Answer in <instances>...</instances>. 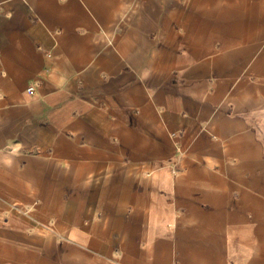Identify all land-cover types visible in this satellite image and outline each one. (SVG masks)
<instances>
[{
  "label": "crops",
  "instance_id": "obj_1",
  "mask_svg": "<svg viewBox=\"0 0 264 264\" xmlns=\"http://www.w3.org/2000/svg\"><path fill=\"white\" fill-rule=\"evenodd\" d=\"M0 264H264V0H0Z\"/></svg>",
  "mask_w": 264,
  "mask_h": 264
},
{
  "label": "built area",
  "instance_id": "obj_2",
  "mask_svg": "<svg viewBox=\"0 0 264 264\" xmlns=\"http://www.w3.org/2000/svg\"><path fill=\"white\" fill-rule=\"evenodd\" d=\"M33 91H34L33 87H29V88L27 89V93H28V94H33Z\"/></svg>",
  "mask_w": 264,
  "mask_h": 264
}]
</instances>
